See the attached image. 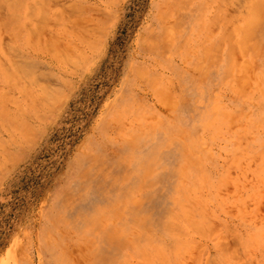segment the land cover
Segmentation results:
<instances>
[{
    "label": "rangeland",
    "instance_id": "obj_1",
    "mask_svg": "<svg viewBox=\"0 0 264 264\" xmlns=\"http://www.w3.org/2000/svg\"><path fill=\"white\" fill-rule=\"evenodd\" d=\"M251 2L0 0V264H264Z\"/></svg>",
    "mask_w": 264,
    "mask_h": 264
},
{
    "label": "bare ground",
    "instance_id": "obj_2",
    "mask_svg": "<svg viewBox=\"0 0 264 264\" xmlns=\"http://www.w3.org/2000/svg\"><path fill=\"white\" fill-rule=\"evenodd\" d=\"M37 2V1H36ZM36 2H34L35 4H36ZM8 3V2H7ZM6 3V4H7ZM8 5H10V3L9 4H7V6ZM28 7V9H30V7L29 6H27ZM250 10L251 11H249V17H248V19H247V22H246V28H245V30L247 31V29L248 30H250V32H252L257 26H258V21H259V14H260V11H261V9H263L264 8V0H252V2H251V5H250ZM33 10V9H32ZM13 11H15V10H13ZM17 11H19L20 12V10H17ZM29 11V10H28ZM16 12V11H15ZM32 13V11H29V13ZM1 14H4V13H2L1 12ZM1 14H0V16H1ZM257 14H258V17H257ZM26 15H28V14H26ZM30 15V14H29ZM40 15H42V14H40ZM39 15V16H40ZM42 16H44V15H42ZM41 16V17H42ZM2 17V16H1ZM251 17V18H250ZM261 19V18H260ZM2 20V19H1ZM26 24V23H25ZM255 24H257L256 26H255ZM24 26V25H23ZM37 31H38V29L37 28H35ZM34 33V32H33ZM0 34H1V32H0ZM3 40V39H2ZM3 42V41H2ZM7 43H8V41H7ZM6 43V44H7ZM4 44V43H3ZM1 46V45H0ZM4 46V45H3ZM2 46V47H3ZM1 47V48H2ZM5 47V46H4ZM2 48L3 49V51L5 50V48ZM8 47V46H7ZM7 47H6V49H7ZM15 47V46H14ZM11 48H13V46H11ZM14 50V49H13ZM6 51V50H5ZM4 51V52H5ZM11 52L13 53V52H15V50L14 51H12V49H11ZM4 54H6V53H4ZM15 54V53H14ZM10 55H12V54H10ZM8 56V55H7ZM16 57V56H15ZM24 70V69H23Z\"/></svg>",
    "mask_w": 264,
    "mask_h": 264
}]
</instances>
